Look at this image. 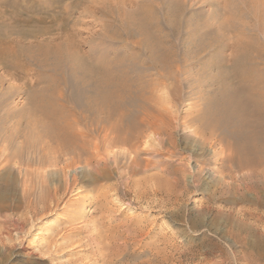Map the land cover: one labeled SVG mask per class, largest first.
<instances>
[{"label": "rangeland", "instance_id": "rangeland-1", "mask_svg": "<svg viewBox=\"0 0 264 264\" xmlns=\"http://www.w3.org/2000/svg\"><path fill=\"white\" fill-rule=\"evenodd\" d=\"M143 1L0 0V55L28 53L0 58V264H264V249L254 243L264 237V204L220 189L238 181L197 119L203 93L217 87L212 75L229 57L234 28L264 44V0H148L157 33L176 51L171 62L153 58L143 36L121 26V13ZM176 7L178 27L170 22ZM55 45L121 61L135 85L127 106L163 112V133L141 123L131 141L111 142L116 133L88 111L78 76L66 71L64 78L44 62L41 46ZM53 80L65 109L82 111L63 119L86 132L84 149L48 137L30 104V93ZM244 209L252 215L243 217ZM238 217L250 222L248 231H238Z\"/></svg>", "mask_w": 264, "mask_h": 264}, {"label": "bare ground", "instance_id": "bare-ground-1", "mask_svg": "<svg viewBox=\"0 0 264 264\" xmlns=\"http://www.w3.org/2000/svg\"><path fill=\"white\" fill-rule=\"evenodd\" d=\"M176 8V10L170 12V22L178 27L182 20V9ZM156 18L157 13L154 7L148 0H144L137 5L134 11H123L120 23L131 37L136 33H140L153 58L159 62H165L167 59L173 58L176 51L171 46L163 43L166 37L157 33L159 23L154 22V20H157ZM152 26L154 28L151 31ZM234 29L236 30V39L230 45L229 57L225 62H218L215 65L216 71L212 75V79L217 82V87L212 90L206 89V92L203 93L202 103L205 107L197 119L202 128V134L205 136L204 141H208L211 146L217 145V148L220 146L221 152L225 153L223 159L222 155L220 159L223 160L221 162L228 177L235 178L238 181L234 185L230 182L217 184L220 189L225 193L232 190L236 193V200L239 201L247 200L250 195H253L263 205L264 44L257 37H254V40H247L244 28ZM68 49L65 45L46 46V48L41 46L44 62L51 64L54 70L60 71L64 78H67V76H64L66 71H68V75L78 76L76 78L80 82V90L87 92L86 106L88 111L100 119L102 123H107L110 130L115 131L116 136L112 138L111 142L131 141L133 130L141 123L146 124L148 129H151L155 135L163 133L159 125V121L165 120L163 112L149 108L142 115V111L133 110L127 106V95L135 85L133 79L128 76L129 74L122 71L121 61H94L91 54L86 51H80L79 54L77 50L71 52ZM8 51L2 53L0 58H4V54L9 53L15 56L28 55L25 48ZM171 60L169 61L171 62ZM206 65L213 66L211 61ZM55 86L56 82L53 80L51 85L45 88L42 93L31 92L29 95L30 104L34 110L43 115L45 119L44 131L48 137L58 141L64 147L77 144L80 149H84L85 145L83 144L88 140L86 132L72 130L71 123L63 119L71 112L77 114L82 111L76 109L66 110L60 99L61 92ZM180 87L179 83L173 87V92L177 98L181 97ZM107 136L108 134L105 133L100 138L101 141L104 142L103 139L106 140ZM107 141L110 142V140ZM95 147L97 152L100 153L101 144H96ZM167 152L168 154L173 153L170 150ZM170 190L169 192H171ZM249 210L244 209L241 211L243 217L251 214ZM229 214L235 215V212L230 211ZM243 217H238L235 221V226L240 232L248 231L249 226H251L250 222H247ZM251 229L255 230L256 228ZM255 231L259 233V231ZM240 232L235 235L238 239H240ZM258 237L254 243L258 245L261 253L264 249V237H261V234ZM244 241L247 245L250 243L247 242V239ZM254 247L257 246L251 248ZM248 248L250 247L248 246Z\"/></svg>", "mask_w": 264, "mask_h": 264}]
</instances>
